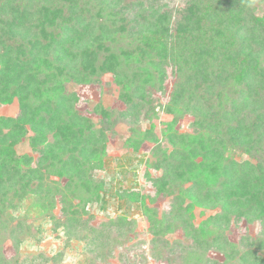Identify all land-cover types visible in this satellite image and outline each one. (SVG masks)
Returning <instances> with one entry per match:
<instances>
[{
    "label": "trees",
    "instance_id": "1",
    "mask_svg": "<svg viewBox=\"0 0 264 264\" xmlns=\"http://www.w3.org/2000/svg\"><path fill=\"white\" fill-rule=\"evenodd\" d=\"M167 3L0 0V103H19L17 115L0 116V232L16 250L28 227L21 218L12 225L6 208H20L31 195L46 199L35 204L51 213L53 197L45 187L51 186L54 170L67 177L66 185L80 181L87 188L84 181L101 163L116 118L132 122L134 151L143 139H155L136 121L153 111L154 95L171 67L174 82L166 110L191 115L195 128L179 132L174 114L164 131L171 149L157 144L150 156L149 165L161 170L151 178L156 192L170 197L161 214L141 202L152 234L151 256L168 264H264V16L231 10V18H224L222 11H202L200 0H185L170 30ZM229 28L233 35L227 34ZM227 38H235L230 50L223 47ZM106 73L118 86L123 107L97 103L92 112L101 125L96 126L77 109L78 97L67 85L98 83ZM25 138L36 156L17 152ZM60 200L62 216H51L54 228H62L69 240L86 239L93 249L108 243L103 226L126 222L118 218L88 227L70 198ZM195 205L220 210L196 226ZM234 219L257 221L260 229L231 242L225 229ZM84 227L90 233L82 238ZM174 229L190 241L171 240ZM209 249L224 258L208 257ZM62 256V251L16 254L3 261L60 264Z\"/></svg>",
    "mask_w": 264,
    "mask_h": 264
},
{
    "label": "rangeland",
    "instance_id": "2",
    "mask_svg": "<svg viewBox=\"0 0 264 264\" xmlns=\"http://www.w3.org/2000/svg\"><path fill=\"white\" fill-rule=\"evenodd\" d=\"M184 3L185 0H168L170 30L176 20L177 7H182ZM200 5L204 12L222 11L224 14H220L224 18L226 16L231 18L232 13L228 12L231 10H238L237 13L242 16L249 10L254 13L255 17L262 18L264 16V0H241L238 5H234L233 0H200ZM215 18L213 15L214 22ZM228 18L226 19L228 20ZM202 23L203 26L208 24ZM226 32L229 34L233 31L227 29ZM229 40L230 38H227L225 46H223L227 50H230L228 48L231 47L235 38L232 41ZM236 63L238 64V60L235 61L234 66ZM229 65H232V62H229ZM173 82L171 67H168L163 80V88L154 95L157 99L154 102L153 111L141 113L136 121L138 122L136 126L142 132L151 130L155 139H143L138 149L134 151L131 140L133 135L130 129L132 122L127 118H116L114 125L107 132L101 163L94 165L88 174L90 178L84 181L89 188H85L80 181H72L66 185L67 182L69 183L67 177L59 175L54 170L49 175L51 186L45 187L48 190L49 198L53 197L51 213L46 215L41 206L38 203L35 204L38 198L31 195L24 199L20 208H6L7 213L10 212L14 217L12 225H15L16 221L21 218L25 226L28 227V233L24 235L16 250L12 239L5 232H0V264H5L3 260L9 261L16 254L27 256L42 252L50 256L57 251L63 252L60 264H168L160 262V260L156 261L151 256L152 234L149 231L148 216L144 211L145 208L141 207V202L144 201L143 205L145 204L149 208H155L158 214L169 207L170 197L158 194L151 180V178L155 179L160 176L161 170H156L148 163L153 148L157 144L166 151L172 147L164 137L166 126L172 123L176 115L179 117L174 127L179 132H194L195 127L192 124L191 115L180 116L178 112L170 113L166 110ZM67 89L73 91L78 97L77 109L91 118L96 126L101 125L99 116L92 112L97 103L100 102L104 107H123V103L118 99V86L109 73L102 75L98 83L70 82ZM18 112L17 99H14L10 104L0 103V116H15ZM27 139L21 140L16 150L19 154L31 153L34 157L36 153L31 151ZM245 157L243 156V158ZM237 158L241 157L237 156ZM90 181H95L96 186H90ZM66 197L72 200L74 206L80 211L82 219L87 220L88 227H102L103 223L118 218H125L126 222H121L117 226H103L109 239H107V245L104 244L102 248L93 249L87 244L86 239L72 238L69 240L62 228H54V221L51 218V216L57 218L62 216L60 198ZM39 199L42 200L41 203L47 202L46 199ZM218 210H220L218 206L195 205L192 210L193 223L196 226L201 224ZM259 229L260 224L257 221L250 223L244 219H234L229 222L225 232L231 242L238 243L241 235L246 233L255 235ZM89 233V228L84 227L80 229L79 235L83 238L87 234L89 236ZM169 238L190 241L184 236L181 229H174L169 234ZM207 256L214 259L224 258V255L215 249H209Z\"/></svg>",
    "mask_w": 264,
    "mask_h": 264
}]
</instances>
